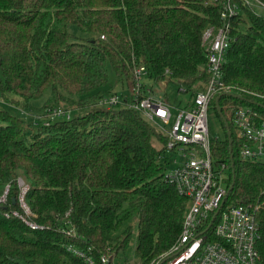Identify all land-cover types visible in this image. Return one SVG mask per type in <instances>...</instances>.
I'll list each match as a JSON object with an SVG mask.
<instances>
[{
	"label": "trees",
	"instance_id": "16d2710c",
	"mask_svg": "<svg viewBox=\"0 0 264 264\" xmlns=\"http://www.w3.org/2000/svg\"><path fill=\"white\" fill-rule=\"evenodd\" d=\"M237 1L241 12L223 65L231 92L210 105L225 136L212 137L211 150L216 164L229 167L228 188L234 180L225 206L249 207L264 258V163L242 160L233 123L239 107L264 118V14ZM220 13L214 0H0V98L18 106L23 100L41 117L26 122L0 109V264H77L67 245L127 261L135 221L134 263L168 264L187 199L165 179L167 137L123 104L107 110L98 103L114 93L110 69L117 94L145 67L147 80L183 86L193 96L207 82L203 36L218 28ZM46 94L43 105H31ZM218 97L232 132L234 173ZM61 105L75 114L51 119ZM19 179L38 229L20 217L27 216ZM71 227L76 236L65 235Z\"/></svg>",
	"mask_w": 264,
	"mask_h": 264
},
{
	"label": "built area",
	"instance_id": "2783aa9c",
	"mask_svg": "<svg viewBox=\"0 0 264 264\" xmlns=\"http://www.w3.org/2000/svg\"><path fill=\"white\" fill-rule=\"evenodd\" d=\"M242 1L255 13L264 12L262 0ZM214 3L221 5L220 24L218 28H208L203 36L207 82L203 88L193 89L194 95L185 106L171 104L163 96L144 95L143 86L148 79L145 67L135 70L128 95L113 93L103 97L98 106L111 110L123 104L141 113L167 137L162 154L167 164L165 179L187 199L182 231L167 253L168 264H264V258L257 249L260 233L256 218L247 205L225 206L229 196V167L226 163L216 164L212 157L210 105L218 93L231 92L224 82L223 65L233 41L232 20L241 12L237 0H214ZM179 91L188 94L183 86ZM147 92L150 93V89ZM71 116L70 111L57 108L50 118L70 119ZM233 123L241 143L242 160L264 163V118L251 107H239L235 109ZM45 125L49 123L45 122ZM18 183L20 204L27 216L20 217L32 229H38L40 226L30 220L34 215L24 202L28 188L22 180L19 179ZM14 215L19 216L16 212ZM64 233L69 237L76 236L73 227ZM66 250L77 264H129L109 251L96 257L91 248L67 245Z\"/></svg>",
	"mask_w": 264,
	"mask_h": 264
},
{
	"label": "rangeland",
	"instance_id": "374dc122",
	"mask_svg": "<svg viewBox=\"0 0 264 264\" xmlns=\"http://www.w3.org/2000/svg\"><path fill=\"white\" fill-rule=\"evenodd\" d=\"M258 13L264 14L263 11H257ZM70 30L74 34H79V31L76 27L70 26ZM109 84H111V87L113 89V92L115 93H120L121 90L118 89V87L115 84V76L114 72L110 69V75H109ZM145 84L149 88L151 86V91L150 93H146V95L153 96V97H159L163 96L166 100H168L171 104H177L181 107L185 106L187 102L189 101V93H181L179 91L178 85L175 84H169L167 82H151L149 80H145ZM195 88V87H194ZM124 95L129 94V90L125 89V91H122ZM48 94L45 95L44 98L37 100L36 102H32V106H38L40 107L41 105L44 104L45 100L47 99ZM17 98V97H16ZM60 108L64 110H68L71 113L72 109L69 107H66L64 105L59 106ZM0 109L7 110L11 114L20 117L21 119L25 120L26 122H31L33 117L35 118L36 113L32 111L29 107H26V103L23 100H20V104L18 105H13L10 103H7L3 101L0 98ZM49 110V109H47ZM75 113H73L74 115ZM44 115L43 113L40 114V116ZM209 124H210V133L211 136L217 139H222L225 136L222 123L220 119L217 117L215 111L213 109H210L209 111ZM136 235H137V226H136V221L133 223V236L129 245L128 250L125 253V257H127V261L129 264H134L132 261L135 259L134 256V251L136 247ZM136 263V262H135ZM72 264V263H68Z\"/></svg>",
	"mask_w": 264,
	"mask_h": 264
},
{
	"label": "water",
	"instance_id": "95a60500",
	"mask_svg": "<svg viewBox=\"0 0 264 264\" xmlns=\"http://www.w3.org/2000/svg\"><path fill=\"white\" fill-rule=\"evenodd\" d=\"M219 100H220V97H218L216 100H215V106H216V110L217 112L219 113V115L222 117L224 123H225V126L227 128V138H228V141H229V146H230V161H231V168H232V172L234 173V156L232 154V144H233V141H232V132L230 130V126L228 124V122L226 121V119L224 118L223 114H222V111H221V108H220V105H219ZM261 107H264L261 105ZM233 187H234V180L232 181V184L230 185L229 189H228V194L233 190Z\"/></svg>",
	"mask_w": 264,
	"mask_h": 264
}]
</instances>
